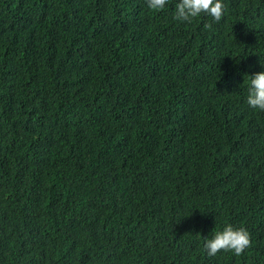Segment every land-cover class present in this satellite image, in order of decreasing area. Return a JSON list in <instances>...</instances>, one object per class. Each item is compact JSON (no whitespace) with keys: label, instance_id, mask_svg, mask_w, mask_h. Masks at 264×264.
I'll return each instance as SVG.
<instances>
[{"label":"trees","instance_id":"trees-1","mask_svg":"<svg viewBox=\"0 0 264 264\" xmlns=\"http://www.w3.org/2000/svg\"><path fill=\"white\" fill-rule=\"evenodd\" d=\"M178 2L0 0V264H264V0Z\"/></svg>","mask_w":264,"mask_h":264},{"label":"clouds","instance_id":"clouds-1","mask_svg":"<svg viewBox=\"0 0 264 264\" xmlns=\"http://www.w3.org/2000/svg\"><path fill=\"white\" fill-rule=\"evenodd\" d=\"M168 3L169 0H146L148 9L154 12L164 10ZM226 9L224 0H179L175 4L174 19L191 23L195 18L206 14L218 23L224 18ZM124 25L125 20L122 17H117L109 32L114 34ZM50 26L49 17H43L39 23L31 25L27 32L31 35L40 36L46 34ZM247 104L253 109L264 111V72L251 76ZM251 246V233L245 227L237 228L228 224L221 231L215 232L211 239L206 240L204 249L209 257L215 256L221 251H231L236 256H240Z\"/></svg>","mask_w":264,"mask_h":264}]
</instances>
